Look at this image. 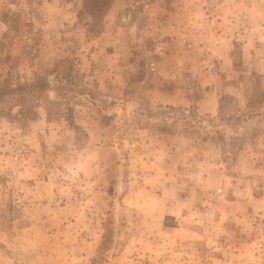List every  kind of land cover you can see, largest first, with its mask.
<instances>
[{
    "label": "rangeland",
    "instance_id": "374dc122",
    "mask_svg": "<svg viewBox=\"0 0 264 264\" xmlns=\"http://www.w3.org/2000/svg\"><path fill=\"white\" fill-rule=\"evenodd\" d=\"M88 8L0 0V264H264V0Z\"/></svg>",
    "mask_w": 264,
    "mask_h": 264
},
{
    "label": "trees",
    "instance_id": "16d2710c",
    "mask_svg": "<svg viewBox=\"0 0 264 264\" xmlns=\"http://www.w3.org/2000/svg\"><path fill=\"white\" fill-rule=\"evenodd\" d=\"M110 0H83V7L86 9L89 7V12H93V15L99 13L109 3Z\"/></svg>",
    "mask_w": 264,
    "mask_h": 264
},
{
    "label": "crops",
    "instance_id": "0c3cea01",
    "mask_svg": "<svg viewBox=\"0 0 264 264\" xmlns=\"http://www.w3.org/2000/svg\"><path fill=\"white\" fill-rule=\"evenodd\" d=\"M67 7H68V6H63V7H61L60 9H58V6H56L54 13H57L56 15H60L61 20H64V19H65V18H64V14H65V12L68 11V14H69V15L72 14V12H74V10H70V9H68ZM48 13H49V14H47V16L50 15L51 12H48ZM245 39H246V38H245ZM243 44H245V45H249L250 42L247 44V43H245V41L243 40ZM85 62H86V61H85ZM97 71H98V70H97ZM96 78H97V75H96ZM159 101H161V102H164V101L167 102V101H168L170 105H174V106H176V105L179 104V103H183V102H181V100H178V99H172V98H170L169 100H166V99H162V98H161V100H159Z\"/></svg>",
    "mask_w": 264,
    "mask_h": 264
}]
</instances>
